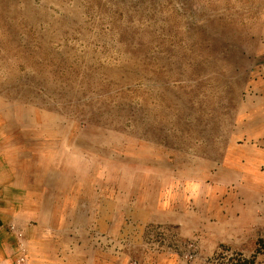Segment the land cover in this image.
<instances>
[{"label": "rangeland", "instance_id": "1", "mask_svg": "<svg viewBox=\"0 0 264 264\" xmlns=\"http://www.w3.org/2000/svg\"><path fill=\"white\" fill-rule=\"evenodd\" d=\"M263 86L264 0H0V264H264Z\"/></svg>", "mask_w": 264, "mask_h": 264}, {"label": "crops", "instance_id": "2", "mask_svg": "<svg viewBox=\"0 0 264 264\" xmlns=\"http://www.w3.org/2000/svg\"><path fill=\"white\" fill-rule=\"evenodd\" d=\"M254 115H257L258 123ZM252 128V135L254 140L256 141L255 136L257 135V142L259 143V145L264 146V86L258 91L256 96V102L255 104H253ZM259 174L264 175V172L261 171L259 172Z\"/></svg>", "mask_w": 264, "mask_h": 264}]
</instances>
